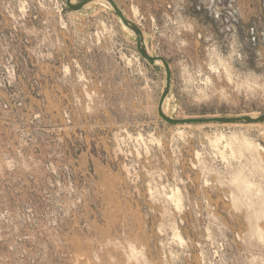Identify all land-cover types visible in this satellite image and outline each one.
<instances>
[{"label":"rangeland","instance_id":"1","mask_svg":"<svg viewBox=\"0 0 264 264\" xmlns=\"http://www.w3.org/2000/svg\"><path fill=\"white\" fill-rule=\"evenodd\" d=\"M115 2L166 115L264 112V0ZM164 85L108 3L0 0V264H264V122Z\"/></svg>","mask_w":264,"mask_h":264},{"label":"water","instance_id":"2","mask_svg":"<svg viewBox=\"0 0 264 264\" xmlns=\"http://www.w3.org/2000/svg\"><path fill=\"white\" fill-rule=\"evenodd\" d=\"M95 0H80L79 2H72L65 0L66 6L72 11H80L87 4ZM113 9L123 25H125L135 36L136 50L139 56L148 64L154 65L159 62L164 68L165 72V85L160 95L157 107L159 117L168 124L188 125V124H205V123H220V124H258L264 122V112L260 115H241L235 117H196V118H173L165 114L163 110V103L170 90L171 72L167 60L160 56L151 55L148 52L145 44L144 34L142 29L131 19L127 18L115 0H104Z\"/></svg>","mask_w":264,"mask_h":264},{"label":"bare ground","instance_id":"3","mask_svg":"<svg viewBox=\"0 0 264 264\" xmlns=\"http://www.w3.org/2000/svg\"><path fill=\"white\" fill-rule=\"evenodd\" d=\"M72 2H73V0H71ZM100 1H104V0H100ZM104 2H106V1H104ZM107 3V2H106ZM109 5V4H108ZM110 7V6H109ZM130 31V30H129ZM131 32V31H130ZM144 39H145V37H144ZM145 44H146V46H147V49H148V52H149V54H151V52H150V50H149V47H148V45H147V43H146V40H145ZM152 55V54H151ZM158 64H161L160 62L158 63Z\"/></svg>","mask_w":264,"mask_h":264}]
</instances>
